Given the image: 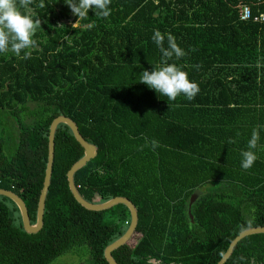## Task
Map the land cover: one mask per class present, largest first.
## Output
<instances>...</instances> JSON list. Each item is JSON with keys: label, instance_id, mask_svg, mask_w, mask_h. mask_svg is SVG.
<instances>
[{"label": "trees", "instance_id": "16d2710c", "mask_svg": "<svg viewBox=\"0 0 264 264\" xmlns=\"http://www.w3.org/2000/svg\"><path fill=\"white\" fill-rule=\"evenodd\" d=\"M238 2L264 12V0H111L109 17L90 9L76 26L67 0H33L19 9L41 26L35 47L21 52L30 59L0 53V188L21 198L30 223L48 126L63 115L96 147L73 174L80 196H121L135 207L132 234L111 251L117 264H214L239 231L264 225V157L252 149L257 160L241 168L253 129L257 146L263 141V112L243 125V110L254 102L239 98L264 88V24L239 20ZM154 30L164 34L165 48L171 33L183 49L167 63L198 84L195 99L168 101L139 82L142 71L161 66ZM153 139L158 148L142 147ZM53 141L40 229L25 232L15 204L0 195V264H50L66 253L108 264L103 249L127 228L128 209L79 205L66 171L83 150L62 123ZM223 264H264V233L240 239Z\"/></svg>", "mask_w": 264, "mask_h": 264}, {"label": "clouds", "instance_id": "9594fccd", "mask_svg": "<svg viewBox=\"0 0 264 264\" xmlns=\"http://www.w3.org/2000/svg\"><path fill=\"white\" fill-rule=\"evenodd\" d=\"M32 2L33 0H19V5H17L16 0H0V53L11 51L21 59L31 58V52L25 51L22 56L21 52L29 47H35V41L32 37L37 27L41 26V22L38 19L34 22L31 17L22 14L19 9L30 5ZM110 3L111 0H67L65 4L77 17L73 25L80 26L78 22L88 17L90 9L94 11L97 17H109L112 11L109 7ZM91 26L87 25L86 27ZM151 39L162 53L161 66L151 71H142L139 82L166 96L168 101H175L181 94L189 101L195 99L200 91L198 84L189 81L188 74L176 64L167 63L173 56L179 59L185 55L183 49L175 42V37L171 33L167 34V48L164 47L165 36L159 30H154ZM258 140L259 132L257 129H253L248 141L249 150L241 152V168L245 171L252 168L257 160L252 149L256 148ZM228 143L231 144L234 141L229 140ZM149 145L153 150L160 146L153 139L142 147Z\"/></svg>", "mask_w": 264, "mask_h": 264}, {"label": "water", "instance_id": "95a60500", "mask_svg": "<svg viewBox=\"0 0 264 264\" xmlns=\"http://www.w3.org/2000/svg\"><path fill=\"white\" fill-rule=\"evenodd\" d=\"M60 123L65 124L69 128L72 136L83 150L82 156L79 157L76 161H74L66 171L67 186L74 200L87 210L100 211L107 209L115 204H123L128 209L129 222L127 228L118 238L110 242L103 249V257L106 260V262L108 264H117L116 261L111 256V251H113L115 248L119 247L120 245L124 244L132 234L137 221L136 210L134 205L125 197L115 196L102 202H88L80 196L73 183V174L77 169L82 167L86 163V161H88L96 154V147L93 144H90L83 139V137L78 132L75 123L68 117H65L63 115H57L50 121V124L48 126L46 163H45L41 188L37 199L34 222L33 223L29 222L26 207L23 201L21 200V198L17 196L14 192L0 188V195L7 197L15 204L20 216L22 228L25 232L34 233L40 229V227L42 226L44 198L49 184V178H50V172H51V166L53 160L54 132L56 126ZM256 233H264V225L249 227L239 231L232 238L224 253L214 264H223L226 261V259L229 257L230 253L232 252L234 245L240 239H242L247 235L256 234Z\"/></svg>", "mask_w": 264, "mask_h": 264}, {"label": "crops", "instance_id": "0c3cea01", "mask_svg": "<svg viewBox=\"0 0 264 264\" xmlns=\"http://www.w3.org/2000/svg\"><path fill=\"white\" fill-rule=\"evenodd\" d=\"M264 79V78H263ZM256 96V97H255ZM252 95V90H247L244 93H240L239 94V98L240 99H245V100H250L253 101V104H250L248 106H246V108L243 110V116L241 111L240 113V117L242 116V122L243 125H245L246 123H252L255 121H259L260 118H258L260 115V112H263V115H261L262 118H264V88L263 90L260 92V95ZM260 99V101H262V104H260L259 102H256L254 100ZM249 109V110H248ZM253 109H256L257 112H259L257 115L256 113L252 112ZM247 125V124H246ZM257 149V153L259 154L258 156H262L264 157V128H263V141H260V143L258 144V146L256 147Z\"/></svg>", "mask_w": 264, "mask_h": 264}, {"label": "rangeland", "instance_id": "374dc122", "mask_svg": "<svg viewBox=\"0 0 264 264\" xmlns=\"http://www.w3.org/2000/svg\"><path fill=\"white\" fill-rule=\"evenodd\" d=\"M28 106H31V104H28ZM5 120H10L9 117H5ZM200 189H197L194 191L193 193V197L196 196L197 191H199ZM202 192H204V188H202ZM192 197V198H193ZM192 202H189L188 200V205H187V211H189V207L191 205ZM87 258L86 256L78 253L74 254V253H66L58 258H56L54 261H52L50 264H86L87 263Z\"/></svg>", "mask_w": 264, "mask_h": 264}, {"label": "built area", "instance_id": "2783aa9c", "mask_svg": "<svg viewBox=\"0 0 264 264\" xmlns=\"http://www.w3.org/2000/svg\"><path fill=\"white\" fill-rule=\"evenodd\" d=\"M237 9V15L238 19L242 21H252L257 23H263L264 24V12L258 11L254 14L250 12L249 6L247 4L238 2L235 5Z\"/></svg>", "mask_w": 264, "mask_h": 264}]
</instances>
